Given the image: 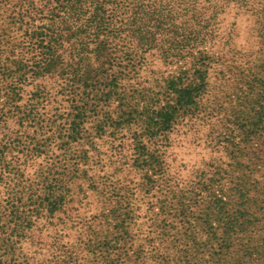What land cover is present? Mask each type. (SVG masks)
<instances>
[{
  "label": "rangeland",
  "instance_id": "rangeland-1",
  "mask_svg": "<svg viewBox=\"0 0 264 264\" xmlns=\"http://www.w3.org/2000/svg\"><path fill=\"white\" fill-rule=\"evenodd\" d=\"M3 3L0 74L12 61L32 66L22 33L38 23L12 14L43 0ZM229 16L250 52L246 77L209 41L177 63L145 54L127 67L119 53L111 65L104 52L102 79L86 61L87 97L29 72L2 81L0 104L19 80L21 111L0 158V264H264V47L252 19L232 26ZM114 76L133 115L116 100ZM171 77L195 115L173 112ZM144 111L160 130L152 140L141 122L128 124Z\"/></svg>",
  "mask_w": 264,
  "mask_h": 264
},
{
  "label": "trees",
  "instance_id": "trees-1",
  "mask_svg": "<svg viewBox=\"0 0 264 264\" xmlns=\"http://www.w3.org/2000/svg\"><path fill=\"white\" fill-rule=\"evenodd\" d=\"M4 1L7 0H0V12L4 11ZM263 2L264 0H43L39 10L27 8L19 13L10 10V15L14 13L12 17H19L17 21L28 17L29 21L33 20L38 24L22 33L24 42L27 43L26 54L31 55L29 61L32 66L29 68L22 60L12 61V70L2 68L0 84L12 75L23 79L29 72L33 78L45 79L53 84L61 82L64 90L70 92L72 97H87L88 84H85L90 78L86 76L85 66L90 62L93 78H101L103 73L99 70L100 57L104 52L110 55L111 65H117L119 53H123V61L127 67H137L142 59L145 60V54L156 56V60L164 63H177L196 44L209 41L212 45L217 44L223 48L224 53L229 55L228 69L240 67L241 77H246L250 52L244 46L240 48L236 42L237 36H233L235 29L224 24L225 15H230L229 18L233 19L230 22L232 26L236 24L235 18L252 19L253 34L260 37L261 46L264 47ZM257 20L259 24L256 23ZM19 27L22 29L23 25ZM135 52L140 55L136 56ZM128 74L132 78L133 75L130 72ZM116 77L113 80L116 100L133 115L136 104L124 100L125 94ZM176 80L181 78L171 77L165 90L167 94H173V112L185 108L189 115H195L190 112L189 103L187 107V94L177 88ZM18 84L19 80L8 83L1 90L7 97L0 104V158L6 154L7 147L3 146L6 144L10 119L14 112L21 111L15 100ZM143 113L144 118L139 119L137 113L138 119L135 117L128 124L141 122L144 135L152 140L160 130L155 129L156 124L149 117V112ZM107 121L114 123L107 119L101 122L102 125L105 126ZM235 148L237 152L238 147ZM147 159L159 161L157 155L150 154Z\"/></svg>",
  "mask_w": 264,
  "mask_h": 264
}]
</instances>
